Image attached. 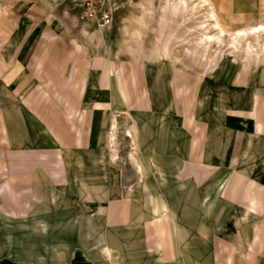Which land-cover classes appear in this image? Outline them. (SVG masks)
I'll return each mask as SVG.
<instances>
[{
  "label": "rangeland",
  "instance_id": "rangeland-1",
  "mask_svg": "<svg viewBox=\"0 0 264 264\" xmlns=\"http://www.w3.org/2000/svg\"><path fill=\"white\" fill-rule=\"evenodd\" d=\"M116 5L101 31L0 0V264H110L99 233L156 264L158 225L166 264H211L264 228V0Z\"/></svg>",
  "mask_w": 264,
  "mask_h": 264
},
{
  "label": "crops",
  "instance_id": "crops-1",
  "mask_svg": "<svg viewBox=\"0 0 264 264\" xmlns=\"http://www.w3.org/2000/svg\"><path fill=\"white\" fill-rule=\"evenodd\" d=\"M113 124H115V122L111 123V127L113 126ZM254 134L257 136L264 135V134H259L258 131L257 132L255 131ZM193 152H194V148H193ZM191 162H192V159L190 160L188 164L189 165L195 164L194 162L193 163ZM205 165L202 166V168L205 169V173L206 172L208 173L210 170L211 172L216 170L215 165H210V164H207L206 166ZM229 166H231V162ZM203 169L199 170L198 172H203L202 171ZM202 179H203L202 181H200L198 178L195 180L196 188L202 187L203 185L207 183L208 179H204V178ZM232 198L233 196H230L231 200H233ZM233 202L239 203L240 199L238 198V200H235ZM252 214H254L255 216L257 215V212H254ZM160 219L161 218H159V220ZM157 228L158 229H157L156 234L159 238L156 242V247L153 250H150L149 255H152L156 264H166L165 256H166L167 247H166V241L164 238L165 230L160 225H158ZM145 230L148 235L150 233V227L144 229V231ZM96 236L99 237L98 240L101 245V248H100L101 255L110 264H116L115 262L116 254H115L114 249L112 248V245L110 244V240H108L105 237V235L102 233H99ZM263 239H264V228L256 227L253 230V233L251 234L250 238L246 241V243L235 244L233 242L229 243L225 241L224 244H222L220 247L218 245L217 249H215L214 254L212 256L211 264H264V240ZM111 255H113L112 259L110 257Z\"/></svg>",
  "mask_w": 264,
  "mask_h": 264
},
{
  "label": "built area",
  "instance_id": "built-area-1",
  "mask_svg": "<svg viewBox=\"0 0 264 264\" xmlns=\"http://www.w3.org/2000/svg\"><path fill=\"white\" fill-rule=\"evenodd\" d=\"M82 19L101 31H110L117 11L116 0H75Z\"/></svg>",
  "mask_w": 264,
  "mask_h": 264
},
{
  "label": "bare ground",
  "instance_id": "bare-ground-1",
  "mask_svg": "<svg viewBox=\"0 0 264 264\" xmlns=\"http://www.w3.org/2000/svg\"><path fill=\"white\" fill-rule=\"evenodd\" d=\"M212 18H214V19H216V15L214 14V13H212ZM218 25V24H217ZM262 29L264 30V27H262ZM255 30H258V28H255ZM114 125V124H113ZM114 127V129H115V125L113 126ZM113 129V130H114ZM113 135V134H112ZM112 140V139H111ZM111 254V253H110ZM108 255V254H107ZM111 257V259L113 258V255H111L110 256ZM115 258V257H114Z\"/></svg>",
  "mask_w": 264,
  "mask_h": 264
}]
</instances>
